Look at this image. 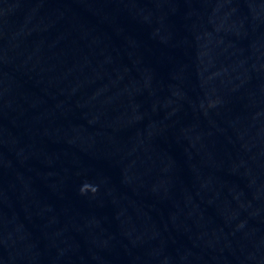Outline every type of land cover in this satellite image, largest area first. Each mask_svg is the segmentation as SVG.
<instances>
[{
    "label": "clouds",
    "instance_id": "obj_1",
    "mask_svg": "<svg viewBox=\"0 0 264 264\" xmlns=\"http://www.w3.org/2000/svg\"><path fill=\"white\" fill-rule=\"evenodd\" d=\"M91 190V192L95 193L96 192V188L92 187L91 189H89V185L86 183L85 185L82 186L81 188V193L84 194L85 192Z\"/></svg>",
    "mask_w": 264,
    "mask_h": 264
}]
</instances>
